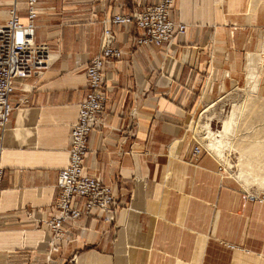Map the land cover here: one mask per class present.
I'll list each match as a JSON object with an SVG mask.
<instances>
[{"label":"crops","instance_id":"crops-1","mask_svg":"<svg viewBox=\"0 0 264 264\" xmlns=\"http://www.w3.org/2000/svg\"><path fill=\"white\" fill-rule=\"evenodd\" d=\"M159 1L36 0V40L55 57L12 94L0 158V264H264V202L229 179L213 152L196 159L190 129L207 93L258 75L264 98V0H175L173 19L187 30L161 46L138 45L135 24L111 23ZM28 5L0 0V25L13 8L27 24ZM105 25L123 57L105 68L108 100L89 134L85 171L111 187L118 211L114 221L94 209L64 223L53 250L50 227L36 220L51 217Z\"/></svg>","mask_w":264,"mask_h":264},{"label":"built area","instance_id":"built-area-1","mask_svg":"<svg viewBox=\"0 0 264 264\" xmlns=\"http://www.w3.org/2000/svg\"><path fill=\"white\" fill-rule=\"evenodd\" d=\"M174 7L175 0H160L144 10L116 14L112 17L111 23L135 24L139 31L135 39L138 45L161 46L171 43L187 30L185 24L173 19ZM37 18L36 0H29L27 24L21 23L16 8H13L8 23L0 25V158L4 149V133L14 109L12 94L16 81L42 73L54 61L50 46L36 40ZM122 57L123 51L117 46L116 32L105 25L101 34L100 51L86 68L88 93L81 101L78 118L71 127L69 161L60 171L58 196L51 207V217L47 220H36L50 227L53 250L57 249L54 241L64 238V223H75L84 216L94 217V209L103 211L109 221H114L116 217L119 205L111 187L86 173L85 158L89 152V134L101 121V115L106 109L108 98L105 68L110 61H117ZM204 150L208 149L198 141L193 148V156L197 159ZM2 174L3 169L0 167V197ZM77 198L83 199V208L76 206ZM249 198L264 202V193L252 194ZM28 216L33 217L32 213H28Z\"/></svg>","mask_w":264,"mask_h":264},{"label":"rangeland","instance_id":"rangeland-1","mask_svg":"<svg viewBox=\"0 0 264 264\" xmlns=\"http://www.w3.org/2000/svg\"><path fill=\"white\" fill-rule=\"evenodd\" d=\"M53 57H55V56L52 55V59H54ZM262 72H263V70L260 71V74ZM248 75L250 76V69H249ZM258 80H259V78L257 75L254 79V82H253V79H251V78L249 79V82H248L249 84L246 87L237 88V89L234 88L231 90H223L219 94H212V93L208 94L207 93L208 97L210 98L209 99L210 101L202 103L200 105V107H199V109H198L196 115L194 116V119L190 125V129L192 130L194 137L207 148L206 142L202 138L203 136L200 135L201 132L203 131L202 130L203 127L200 126V123L197 124L195 122L199 119L198 116H199L200 111L207 104L213 103L214 104L212 106L213 108L211 107V109L208 111V114H210V115L207 114L205 117L206 118L209 116L212 117L211 125L215 131L222 129V122L220 121V118L221 117L223 118V117L229 115L230 112H232L231 110H233L234 107H236V108H238V116L237 117L239 119L235 123V127L232 131L233 133H231L229 135L230 141L232 143L237 142L236 144H240V141L244 140L245 142H242V143H246L247 146H251L254 143L259 144L260 142H264V128H261L262 126H264V98L261 97L259 92H258V85H256L257 86V93H252L251 89H250L252 86H254L253 83H256V82L258 83ZM250 109H252V110H250ZM248 118H251L252 122H254V123L250 122V124H249V122H248V124H245V121ZM203 120H205V118ZM255 120H257V121H255ZM195 124H196V126H195ZM262 152H264V151H262ZM230 156H231V158H230ZM230 156H228L229 161L232 163V165H234L231 167H229L226 164V162L224 160H222V158L217 156L219 158V160L221 161L223 167H224V171H225L226 176L229 179H231L237 186H239L241 189H243L246 192H249L251 194L264 192V188H263L264 187V180H261L263 175L257 176L260 172L264 173V167L261 166V165H264V163L261 160L260 155L255 154V153L253 154L251 151H247V153H243V151H242V152H240L241 164L239 163V160L237 159V157L235 155L234 156L230 155ZM254 161L256 162V164H254ZM234 163L238 164V165L236 166ZM254 167L256 170H253ZM239 168L241 169L242 172L246 173V178L245 179L241 178V180L243 181L245 186L236 178V174L239 171ZM254 174H257L255 176V178L257 177L256 179H259L258 177H260L259 183L261 184L262 187H259L258 185H256V183H253Z\"/></svg>","mask_w":264,"mask_h":264},{"label":"bare ground","instance_id":"bare-ground-1","mask_svg":"<svg viewBox=\"0 0 264 264\" xmlns=\"http://www.w3.org/2000/svg\"><path fill=\"white\" fill-rule=\"evenodd\" d=\"M256 85L257 84H254V86H252L250 88L252 93H256V91H257L256 90L257 89L256 88L257 87ZM213 105H214L213 103L212 104L211 103L210 104H207L200 111L199 116H198L199 119L195 122L197 124L200 123V126L203 127L202 128L203 131L201 130L202 132H201L200 135L203 136V137L202 136L201 137L205 140L207 148L211 152H213L214 154H216L217 156H219L220 158H222V160H224L229 167L234 166L229 161V157L228 156H230V155H232V156L235 155L237 157V159L239 160V163L241 164L240 152L243 151V153H247V151H251L253 154L254 153L255 154H260L259 153L260 151H258V150L259 149L260 150L261 149H264V142H260L259 144H255L254 143L251 146H247L246 143H242V142H245L244 140L240 141V144H236L237 142L232 143L230 141V139H229V135L231 133H233L232 131H233L234 127H235V123L239 119L237 117L238 116V108L234 107V109L231 110L232 112H230L229 115H227V116H225L223 118L222 117L220 118V121L222 122V129L221 130L215 131L213 129V127L211 125V119H212V117L211 116H209L207 118L205 117L208 114V111L211 109V107ZM250 110H252V109H250ZM208 115H210V114H208ZM204 118H205V120H203ZM255 121H257V120H255ZM248 122L250 124V122H252V119L251 118H248L245 121V124H248ZM252 123H254V122H252ZM195 126H196V124H195ZM261 128H264V126H262ZM230 158H231V156H230ZM260 158L264 159V155L263 156L261 155ZM235 165L237 166L238 164H235ZM236 176L238 178H240V179L241 178L242 179H245L246 178V173L242 172L241 169L239 168V171L237 172Z\"/></svg>","mask_w":264,"mask_h":264}]
</instances>
